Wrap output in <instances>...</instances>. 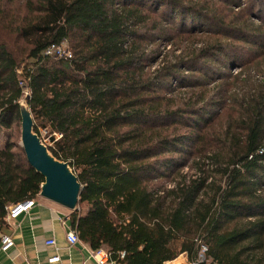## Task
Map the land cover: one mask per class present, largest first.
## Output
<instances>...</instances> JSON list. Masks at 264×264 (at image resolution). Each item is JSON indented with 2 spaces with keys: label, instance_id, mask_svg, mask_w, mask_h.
I'll return each mask as SVG.
<instances>
[{
  "label": "trees",
  "instance_id": "1",
  "mask_svg": "<svg viewBox=\"0 0 264 264\" xmlns=\"http://www.w3.org/2000/svg\"><path fill=\"white\" fill-rule=\"evenodd\" d=\"M33 1L0 7V33L25 47L0 41V127L20 125L27 90L34 133L81 186L68 216L79 241L114 264L191 262L198 239L203 264H264V72L242 77L264 24L235 0ZM62 43L71 60L44 55ZM42 183L7 141L0 238L6 209Z\"/></svg>",
  "mask_w": 264,
  "mask_h": 264
},
{
  "label": "crops",
  "instance_id": "2",
  "mask_svg": "<svg viewBox=\"0 0 264 264\" xmlns=\"http://www.w3.org/2000/svg\"><path fill=\"white\" fill-rule=\"evenodd\" d=\"M32 209L16 221L6 223L2 235H9L14 246L7 252L0 251V264H44L58 254L63 264H97L93 251L80 241L69 245L67 234L72 231L66 209L44 200L39 195L34 199ZM81 215L84 214L83 208ZM55 247L46 246L49 239ZM105 264H114L109 260ZM165 264H188L185 254Z\"/></svg>",
  "mask_w": 264,
  "mask_h": 264
},
{
  "label": "water",
  "instance_id": "3",
  "mask_svg": "<svg viewBox=\"0 0 264 264\" xmlns=\"http://www.w3.org/2000/svg\"><path fill=\"white\" fill-rule=\"evenodd\" d=\"M20 147L30 168L43 178L39 197L70 213L78 208L81 186L66 162L57 160L33 131L29 108L19 103Z\"/></svg>",
  "mask_w": 264,
  "mask_h": 264
},
{
  "label": "rangeland",
  "instance_id": "4",
  "mask_svg": "<svg viewBox=\"0 0 264 264\" xmlns=\"http://www.w3.org/2000/svg\"><path fill=\"white\" fill-rule=\"evenodd\" d=\"M35 1L36 0L33 1V5L35 4ZM235 1L237 4L241 5L242 8L246 9L248 18L255 19V22H257L256 24L258 23L264 24V0H254L256 3L253 9H250V7L248 6L249 4H251V0H235ZM25 6H27V0H0V7L12 11V13L10 12V14L13 15H18L16 11H19L18 13L23 14L24 11L26 10ZM0 41L5 43L8 46V48L11 51H13L16 55H19V52L25 51L24 45H22L21 42L16 41V36L12 35L8 31L0 33ZM243 50L244 52H243L242 60L243 62H248L249 67L247 68V70L243 72L242 77L248 78V76L249 77L254 76L255 80L257 79L260 80L261 75L257 71H259L258 69H260L262 72H264L263 71L264 49L256 50L254 48H246V49L243 48ZM23 65L24 63L20 65V68H22ZM239 70L240 69H231L230 71H227L226 74H224V77H226L229 74L234 76L235 74H237ZM230 89H232L231 91H233L234 87L232 86ZM209 90L215 91L212 86L209 87ZM178 94L182 95V91L178 92ZM20 104L25 105L24 98L20 101ZM228 105L229 106L227 107L228 108L227 113L226 115H224L223 122H225L227 119L234 118L237 115L238 110L236 107V103L231 101L230 104ZM39 138L46 147L51 146L49 138L44 130L40 129ZM7 141H10L15 147H20L19 124L14 123L10 128V130H3L0 127V148H2ZM183 171L185 172L186 170L184 169ZM82 209L83 207L80 209V211H82Z\"/></svg>",
  "mask_w": 264,
  "mask_h": 264
},
{
  "label": "built area",
  "instance_id": "5",
  "mask_svg": "<svg viewBox=\"0 0 264 264\" xmlns=\"http://www.w3.org/2000/svg\"><path fill=\"white\" fill-rule=\"evenodd\" d=\"M45 56H51L55 59H63V60H71L72 56L71 53L67 47L66 43H62L59 46H50L46 49L44 52ZM19 74L21 72H18ZM28 96L27 90H24V98ZM56 138H59V136H56ZM34 200L24 201L17 203L15 205L9 206L6 211V217L5 222L11 223L16 221L20 216L23 214L28 213L32 207L34 206ZM66 241L69 245H74L79 242V239L77 237V234L74 231H70L66 236ZM46 246L55 247V241L51 238L45 242ZM14 246V242L12 238L9 235H2L0 238V251L7 252L10 248ZM196 255L195 258L188 262V264H203L206 260V253H207V246L204 244V242L201 239H198L196 241ZM94 253V257L96 258L97 264H105L108 259L109 255L103 251L99 250ZM121 257H123V254H121ZM44 264H63L60 256L58 254L53 255L50 257Z\"/></svg>",
  "mask_w": 264,
  "mask_h": 264
}]
</instances>
